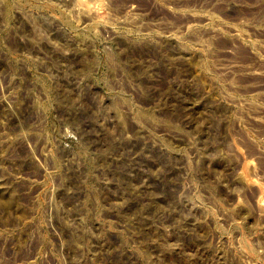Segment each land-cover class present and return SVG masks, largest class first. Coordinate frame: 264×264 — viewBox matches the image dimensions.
<instances>
[{"label":"rangeland","instance_id":"rangeland-1","mask_svg":"<svg viewBox=\"0 0 264 264\" xmlns=\"http://www.w3.org/2000/svg\"><path fill=\"white\" fill-rule=\"evenodd\" d=\"M0 264H264V0H0Z\"/></svg>","mask_w":264,"mask_h":264}]
</instances>
